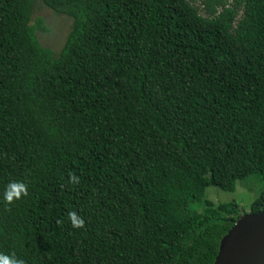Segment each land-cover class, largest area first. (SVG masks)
I'll list each match as a JSON object with an SVG mask.
<instances>
[{"label": "trees", "instance_id": "obj_1", "mask_svg": "<svg viewBox=\"0 0 264 264\" xmlns=\"http://www.w3.org/2000/svg\"><path fill=\"white\" fill-rule=\"evenodd\" d=\"M36 1L0 0V254L214 264L244 211L206 189L258 177L264 211V0H40L73 20L59 55Z\"/></svg>", "mask_w": 264, "mask_h": 264}, {"label": "rangeland", "instance_id": "obj_2", "mask_svg": "<svg viewBox=\"0 0 264 264\" xmlns=\"http://www.w3.org/2000/svg\"><path fill=\"white\" fill-rule=\"evenodd\" d=\"M195 5L201 7L202 0H195ZM31 25L36 28V35L40 44L59 55L72 30L73 20L66 16H58L43 2L37 0ZM194 163L199 166L206 175L210 174V163L201 159H196ZM262 189V182L258 177H255L250 180L237 182L234 192H225L214 187H209L205 191L204 201L211 204L213 208L217 207L219 204L237 203L241 206V209L244 211L243 215H245L250 213L251 207L260 196ZM203 209L202 206L193 205V211H190L191 219L194 220Z\"/></svg>", "mask_w": 264, "mask_h": 264}, {"label": "water", "instance_id": "obj_3", "mask_svg": "<svg viewBox=\"0 0 264 264\" xmlns=\"http://www.w3.org/2000/svg\"><path fill=\"white\" fill-rule=\"evenodd\" d=\"M214 264H264V211L241 216L221 240Z\"/></svg>", "mask_w": 264, "mask_h": 264}, {"label": "clouds", "instance_id": "obj_4", "mask_svg": "<svg viewBox=\"0 0 264 264\" xmlns=\"http://www.w3.org/2000/svg\"><path fill=\"white\" fill-rule=\"evenodd\" d=\"M70 182L78 183L79 179L75 175L70 176ZM21 195H27L26 185L22 182H10L4 191L3 198L7 202H12L14 199H19ZM69 220L73 228H82L84 220L79 217L75 212L69 213ZM0 264H25L24 260L19 259L16 255L0 254Z\"/></svg>", "mask_w": 264, "mask_h": 264}]
</instances>
